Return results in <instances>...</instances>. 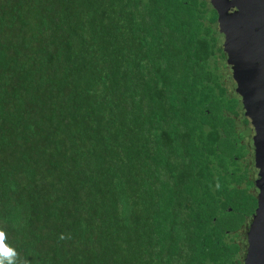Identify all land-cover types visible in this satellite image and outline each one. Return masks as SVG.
Here are the masks:
<instances>
[{
  "label": "trees",
  "instance_id": "1",
  "mask_svg": "<svg viewBox=\"0 0 264 264\" xmlns=\"http://www.w3.org/2000/svg\"><path fill=\"white\" fill-rule=\"evenodd\" d=\"M217 21L209 0H0L17 264H245L256 199Z\"/></svg>",
  "mask_w": 264,
  "mask_h": 264
},
{
  "label": "water",
  "instance_id": "2",
  "mask_svg": "<svg viewBox=\"0 0 264 264\" xmlns=\"http://www.w3.org/2000/svg\"><path fill=\"white\" fill-rule=\"evenodd\" d=\"M213 8L217 13L218 19V29L225 37L226 30L229 29V25L233 26V34L231 36L229 48H225L226 62L231 67L232 80L234 82V90H239L238 99L241 103V112L243 117L246 119L245 126L242 125V128L246 126L250 129L251 136V146L256 148V145L259 144L262 139H264V104H261L259 97H254V92L256 90L255 86L251 84L254 81H259L260 92L264 91V43L258 40L260 38L263 40L262 26H259L260 23L264 24V0H237L238 6L237 9L239 12L240 23L244 28L245 35H247V40L244 39L243 35H240L239 30L236 28L238 22L234 25L232 19L234 18V7L232 3H229L227 0H209ZM238 21V20H237ZM239 26V25H238ZM235 29V31H234ZM251 45L255 55H251L249 59L250 72H246L243 69V62L240 60L243 58L245 45L248 43ZM260 63V64H259ZM243 118V119H244ZM260 120V122L258 121ZM258 146V145H257ZM255 150V149H254ZM264 152V150H263ZM258 155L256 159V167H259V192L257 196V206L255 211L257 212L255 219L258 221L257 233L258 231L264 232V160L261 159ZM264 158V153L262 155ZM261 159V165L257 163ZM251 223L254 221L251 220ZM259 237L264 240V234ZM262 245V244H261ZM260 245V246H261ZM259 251V252H258ZM259 258L261 259L262 248L259 247L258 250ZM255 256V255H254ZM257 260V261H258ZM247 264H253V258L251 253L247 254Z\"/></svg>",
  "mask_w": 264,
  "mask_h": 264
},
{
  "label": "rangeland",
  "instance_id": "3",
  "mask_svg": "<svg viewBox=\"0 0 264 264\" xmlns=\"http://www.w3.org/2000/svg\"><path fill=\"white\" fill-rule=\"evenodd\" d=\"M229 3H232L233 4V6L232 7H234V9L235 10H233L234 11V14H233V16H234V18L232 19V21L231 22H233V24L235 25L237 22H238V24H237V29L239 30V33H240V35H243V33H244V39L245 40H247V35H245V32H244V28H243V26L241 25V23H240V19H239V10L237 9V6H238V1L237 0H227ZM238 20V21H237ZM239 25V26H238ZM233 26H231V25H229V29H227L226 30V33H225V35H226V37H224L223 38V36L221 37V36H219L218 37V35H217V37H218V41H221V44H222V50H223V52H225V48H226V46L227 45H229V43H230V38H231V36H232V34H233V28H232ZM234 31H235V29H234ZM248 43V42H247ZM250 43H248L247 45H245V48L246 49H244V55H243V58L240 60L241 62H243L244 64H243V69L246 71V72H250V64H249V59H250V57H251V55H255L254 54V52H253V50H250L251 49V45H249ZM252 58V57H251ZM225 62H226V59H225ZM226 64H227V72H225V76H226V81L228 82V84L230 85V86H232L233 87V90H234V82H233V80H232V75H231V67L229 66V64L226 62ZM253 82L251 83V84H253V86H255V88H256V90H255V92H254V97L255 96H258L259 97V101H260V103L261 104H264V91L262 90V92H260V88H258V86H259V81H254V80H252ZM237 90V92H235V90H234V92L236 93V95L238 96L239 95V90L238 89H236ZM241 117H243L244 115H243V113L241 112ZM244 118V117H243ZM245 119V118H244ZM241 121L242 120H240L239 119V122H238V128H237V133H238V135H240V137H241V140H240V143H239V146L240 147H242V149H241V152L244 154L245 153V156L248 158V162H246L247 163V165H248V169H247V171H248V174H249V176L251 177L252 175H253V171H254V166H255V168H257V169H259V167H256V157L258 156V155H260L259 157L261 158V159H263L264 160V158L262 157V155H263V150H264V139H262V141L259 143V144H257L256 145V148L254 147V146H251V147H249L247 144L248 143H250L251 142V136H250V129L246 126L245 128H241V129H239V124L241 123ZM245 121H246V119H245ZM259 122H260V120H258ZM263 133H264V130H263ZM255 149V150H254ZM252 158H254V161L252 162ZM259 160L258 161V159H257V163L259 164L258 166H260L261 165V162H262V160ZM254 164V165H253ZM246 165V164H245ZM245 168V167H244ZM241 174V173H240ZM255 185V183L254 182H252V184H251V186L249 187V189L250 190H253V188H252V185ZM249 221H251V218H250V220ZM250 224H252L251 222H250ZM262 247V246H261Z\"/></svg>",
  "mask_w": 264,
  "mask_h": 264
},
{
  "label": "flooded vegetation",
  "instance_id": "4",
  "mask_svg": "<svg viewBox=\"0 0 264 264\" xmlns=\"http://www.w3.org/2000/svg\"><path fill=\"white\" fill-rule=\"evenodd\" d=\"M217 24H218V21H217ZM259 26H262V33L261 34H263V40H261L260 38H258V40L261 41L262 43H264V24H261L260 23ZM217 31H218V33L220 34L221 37L222 36H223V38L225 37L221 32H219L218 27H217ZM226 48H229L228 45L226 46ZM225 58H226V55H225ZM251 144L252 143L250 142L247 145L249 147H251ZM244 161H245V163L249 161L246 156H244ZM253 161H254V158H252V162ZM246 165H247V163H246ZM247 167H248V165H247ZM258 170L259 169L255 168V166H254L253 175L251 177L249 176V179L252 182L255 183V185L254 184L252 185L253 190H250V192L254 195V198L256 199V206H257V196H258L259 186H260L259 183H257L259 181L258 179L260 178L259 175H258ZM256 214H257L256 211H254L251 214V217L250 218L254 222L252 224H250V229L248 231V236L246 235V238H245L246 239V243L248 242V244H249V251L248 252H245L246 253V255H245V258H246L245 264L249 263V261L247 262V254L248 253H251V257L253 258V264H264V240H262L261 238H260V240L258 239V237H259L258 233H260V235H262V233L264 234V232L263 231H258V233H257V227H256V225L258 226V224H257L258 221L255 219ZM248 222L250 223V221H248ZM259 247L262 248L261 259L260 260H258V258H259V254H258Z\"/></svg>",
  "mask_w": 264,
  "mask_h": 264
},
{
  "label": "clouds",
  "instance_id": "5",
  "mask_svg": "<svg viewBox=\"0 0 264 264\" xmlns=\"http://www.w3.org/2000/svg\"><path fill=\"white\" fill-rule=\"evenodd\" d=\"M6 235L0 231V264H17V253L15 249L6 244Z\"/></svg>",
  "mask_w": 264,
  "mask_h": 264
}]
</instances>
